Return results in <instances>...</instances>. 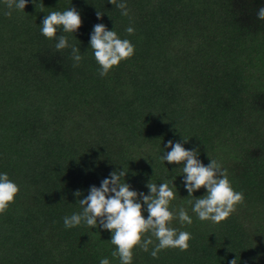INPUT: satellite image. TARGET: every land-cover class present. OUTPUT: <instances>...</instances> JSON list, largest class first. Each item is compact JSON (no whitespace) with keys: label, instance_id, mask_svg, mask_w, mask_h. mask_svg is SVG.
<instances>
[{"label":"trees","instance_id":"obj_1","mask_svg":"<svg viewBox=\"0 0 264 264\" xmlns=\"http://www.w3.org/2000/svg\"><path fill=\"white\" fill-rule=\"evenodd\" d=\"M124 2L128 16L109 0H29L8 17L0 0V173L20 189L0 213V264H120L111 231L65 228L63 218L82 211L76 190L83 199L122 168L121 182L137 192L169 183V210L183 207L193 221L174 215L169 224L191 233L186 251L154 259L152 237L148 252L133 248L132 264H264V0ZM70 7L81 27L43 36L47 13ZM97 23L134 45L106 76L89 44ZM60 35L80 48L79 66L71 47L56 50ZM169 140L227 170L244 202L226 220L201 221L192 211L188 201L206 189L188 197L183 164L160 160Z\"/></svg>","mask_w":264,"mask_h":264},{"label":"clouds","instance_id":"obj_2","mask_svg":"<svg viewBox=\"0 0 264 264\" xmlns=\"http://www.w3.org/2000/svg\"><path fill=\"white\" fill-rule=\"evenodd\" d=\"M28 2L29 0H4L8 9L4 15L11 17L13 9L24 11ZM33 2L35 3V0ZM109 2L121 10V15H129L124 0H109ZM96 16L102 19L103 13L97 10ZM257 16L264 20V7L259 9ZM81 25L80 13L75 7H70L62 12L47 13L41 22L40 31L43 36L51 40L57 38L58 26H62L63 32L75 33ZM126 32L129 35L134 34V29L128 27ZM89 44L100 66L101 76H106L114 66H118L122 60L129 59L134 54V45L127 39H121L116 31L108 30L103 23L93 26ZM68 47L72 49L73 67L79 66L83 59L80 48L70 45L68 38L60 35L55 44L56 50ZM183 141L188 140L183 139ZM166 147L171 148V151L161 155L160 160L170 164H183L182 172L185 174L183 184L188 197H193V193L201 188L206 189L203 196L196 197L194 202L188 201L192 204V211L199 220L219 224L236 211V205L244 202L243 193L233 190L227 170L222 168L220 163L210 158V162L205 165L198 159V147L186 149L181 141L172 140L167 142ZM127 172L123 168L119 172H111L109 177L101 181L99 187L90 186L88 195L83 199H79L81 192L76 190L74 195L78 198L82 211L65 216L63 218L65 228L77 227L84 223L90 228L99 226L111 231L110 241L116 246L112 256L118 257L120 264H132V250L137 245L148 252L149 246L154 244L152 237L158 241L150 252L154 259H158L159 253L164 249L178 248L186 251L189 248L188 242L192 239L191 233L178 231L169 227V224L174 215H178L182 225H191L193 221L183 207L178 213L169 210L170 202L175 199L172 187H169V183L158 185L149 181L146 184L149 189L148 194L137 192L132 190L128 183L121 182V178H124ZM171 183L175 187L173 181ZM19 190V186L7 173H0V213H4L14 202ZM143 211H147V218L143 216ZM149 232L151 235L145 237ZM99 264H110V261L103 258ZM230 264H237V259L231 260Z\"/></svg>","mask_w":264,"mask_h":264}]
</instances>
